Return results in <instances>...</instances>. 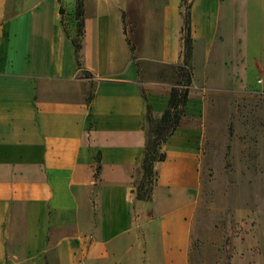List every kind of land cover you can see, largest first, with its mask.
<instances>
[{
    "label": "crops",
    "instance_id": "0c3cea01",
    "mask_svg": "<svg viewBox=\"0 0 264 264\" xmlns=\"http://www.w3.org/2000/svg\"><path fill=\"white\" fill-rule=\"evenodd\" d=\"M186 1L188 101L145 198L148 113L178 86L147 65H183ZM263 63L264 0H0V264H192L211 107L263 93ZM238 125L232 205L255 214L264 122Z\"/></svg>",
    "mask_w": 264,
    "mask_h": 264
},
{
    "label": "rangeland",
    "instance_id": "374dc122",
    "mask_svg": "<svg viewBox=\"0 0 264 264\" xmlns=\"http://www.w3.org/2000/svg\"><path fill=\"white\" fill-rule=\"evenodd\" d=\"M251 9L255 10V7ZM183 13L184 42L189 14L187 1L183 5ZM147 67L151 70L148 71L151 77L166 74L176 77L178 83L186 81L185 71L179 67L159 64H148ZM260 78L264 88V63ZM209 118L212 127L207 130L203 145V180L194 223L192 264H264V210L250 214L232 205L234 137L240 122H264V89L256 96L230 94L216 98ZM155 127L154 120L149 131L151 140H157ZM163 146L157 149L163 152ZM152 183L153 180L144 178L140 170L136 184L142 188V193H149ZM256 233L263 240L260 257L255 248ZM227 239L230 240L228 248Z\"/></svg>",
    "mask_w": 264,
    "mask_h": 264
},
{
    "label": "trees",
    "instance_id": "16d2710c",
    "mask_svg": "<svg viewBox=\"0 0 264 264\" xmlns=\"http://www.w3.org/2000/svg\"><path fill=\"white\" fill-rule=\"evenodd\" d=\"M81 3H78L76 17L80 20L82 16ZM187 29H186V38L184 39L183 47V56L184 62L183 65L178 66L179 70L185 71L184 76L186 77L185 82L178 83L177 87H174L171 92V98L168 109L158 120H155L151 117L150 111L148 113L149 120V131L151 125L156 122V127L154 128V134L157 137V140H151V137L148 133V140L146 145V152L144 159L141 163L140 170L143 171V176L150 177L153 182L156 176L154 172V165L157 162H162L165 160L166 156L163 152L159 151L157 148L160 145L166 143L168 138L173 135L176 129L179 127L181 118L184 115V107L188 101V87L191 85L192 80V71H191V57H192V39L190 36V27H189V14L186 17ZM79 26L82 27V22L79 23ZM184 32V29H183ZM183 76V74H182ZM139 170V171H140ZM97 172H100V166L97 169ZM153 184V183H152ZM142 190V188L139 187ZM145 198H149V193H144ZM227 248L230 246V240H226Z\"/></svg>",
    "mask_w": 264,
    "mask_h": 264
}]
</instances>
